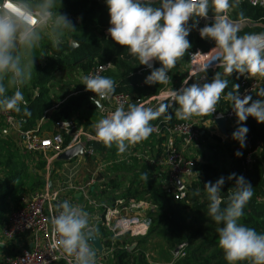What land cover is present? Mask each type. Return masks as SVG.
<instances>
[{
  "label": "clouds",
  "instance_id": "9594fccd",
  "mask_svg": "<svg viewBox=\"0 0 264 264\" xmlns=\"http://www.w3.org/2000/svg\"><path fill=\"white\" fill-rule=\"evenodd\" d=\"M104 2L110 17L108 36L137 58L139 65L151 69L145 84L168 82L169 70L192 47L187 37L197 27L195 18L207 20L210 8L216 15L199 28V35L214 42L215 55L207 59V54L202 53L206 62L200 70L205 72L213 62L223 68V74L216 72L210 82L169 91L167 101L155 109L137 104H129L127 109L117 106L93 125L97 141L105 146L115 144L118 152L124 153L130 145L147 139L153 132L150 122L165 114L173 102L177 105L175 116L180 120L212 114L228 88V80L223 77L233 72L264 82V33L239 35V27L223 15L235 6L236 0H158L159 6H153V0ZM56 4L57 0H0V112L19 113L24 105L27 113L22 89L30 80L35 50L45 38L58 47L65 31L74 28L71 21L58 12ZM190 18L193 19L191 25L188 24ZM153 60L159 61L161 66L153 68ZM81 84L86 91L95 94L90 99L97 107L116 89L112 78L99 74L84 76ZM184 84L187 85L188 80ZM233 88L235 91H229L227 97L241 126L232 132L231 138L242 149L249 131L242 122L253 117L257 123H264V86L257 89L256 100L251 94L241 97L238 85ZM234 155L241 157L243 153L237 151ZM226 179H234L235 184L225 200L221 193ZM204 190L208 200L206 215L220 225L218 246L227 264H264V232L240 222L253 196L251 184L243 175L231 173L227 178L221 176L214 183H205ZM56 207L59 211L51 218V248L71 257L72 264H95V253L89 247V214L68 200L59 202Z\"/></svg>",
  "mask_w": 264,
  "mask_h": 264
},
{
  "label": "trees",
  "instance_id": "16d2710c",
  "mask_svg": "<svg viewBox=\"0 0 264 264\" xmlns=\"http://www.w3.org/2000/svg\"><path fill=\"white\" fill-rule=\"evenodd\" d=\"M58 12L67 17L74 28L65 31L61 44L56 47L47 38H45L39 48L34 52L33 66L31 70V85L33 89H37V93H32L29 88L23 87L25 99L28 103L27 113L24 109L20 112L26 119V126L31 127L39 120L44 111L51 109L50 104H46L44 99L48 94L47 85L49 84L53 73L60 69H79L80 72L86 74L96 65L110 62L112 68L106 71L103 76L110 77L116 82L117 92H129L143 100L157 96L164 86L174 89L178 86L180 80L179 70H182L187 63L188 53L196 48L205 50L214 47V42H208L200 39L187 38L192 47L185 55L178 59L176 65L169 70V80L167 83L147 85L144 83L145 78L150 74V70H145V65H139V60L131 56L124 46L115 43L107 34L109 25V13L106 4L96 3L95 0H63L60 4H56ZM153 6H159L158 0H153ZM233 19H258L264 13L263 11L253 8L245 2H238L234 7H230ZM216 13L212 8L209 10V16H215ZM76 19L79 22H76ZM264 33L263 28L249 29L244 34ZM243 35V34H239ZM75 43L76 47L71 46ZM159 61H153V68L160 67ZM215 74L209 76V80ZM241 75L233 72L228 80V88L224 90L223 97L231 101L227 97L229 91H235L233 85H238ZM76 93V91L72 92ZM11 92H9V95ZM255 95V94H254ZM93 92L79 93L70 96L62 108L48 116V120L42 127V131L51 130V126L55 120H68L76 116V122L83 125L85 129L93 126L100 117L98 107L90 98L94 97ZM258 97L255 95V99ZM128 107V106H127ZM175 105L168 110L170 119L180 121L175 116ZM205 118L204 116H201ZM162 118V115L150 122L152 127ZM176 118V119H175ZM246 127L252 137V143L259 142L261 144L260 158L254 163L252 169L244 177L253 187V196L244 208V215L241 223L248 227L255 228L258 232H264V123H257L253 117L246 120ZM229 134L227 144L218 136L210 135L204 132L201 136V143L206 142L211 152V157L205 158L201 162L199 169L202 172L200 182H192L186 192L183 200L175 201L171 198L160 185L151 182H139L135 184L133 180L129 182L125 189H122L119 181L118 171L120 166L131 167L132 165L141 167L143 170L154 168L145 162H140L136 158H129V161H122L113 164L106 170L108 181L102 186L95 187L93 195L100 198L106 205L113 206L117 199L124 200H142L151 203L154 210L149 214L151 219V227L149 235L155 234L162 239L169 251H173L182 243H186V262L184 259H171L166 264H227L223 258V252L218 246V232L210 227L204 226L193 230L191 224H187L186 218L194 220L200 213H207L208 200L204 197V184L211 181L215 182L221 176L227 178L231 173L241 175L240 164L232 153L234 145L239 143L231 138ZM163 133L161 137L155 138L151 134L147 139L137 143L140 150H146L153 157H158L162 153L161 144L165 139ZM230 140V141H229ZM18 142L17 136H9L4 138L0 136V228L4 217L3 211L10 200L18 203L20 195L27 192L38 190L43 186V178L41 174L30 173L26 167L19 168L16 159L11 153L14 151L18 154L19 160L27 161L31 154L25 153L15 146ZM215 142V145L210 144ZM200 143V144H201ZM218 146V147H217ZM231 150L229 149L230 147ZM99 153L103 152L108 158H114L118 150L113 144L111 147L105 146L103 143L94 146ZM219 151V152H218ZM223 151V155L220 154ZM228 163H226V159ZM58 163L56 162V165ZM40 169H44V161L38 164ZM88 168L93 167V160H87ZM160 174V173H159ZM164 180V175L160 176ZM163 182V181H162ZM235 180L228 181L226 179L222 187L221 196L226 200L230 195ZM17 190V194L13 196V192ZM144 194V195H143ZM138 197V198H137ZM203 197L202 201L200 198ZM262 199L258 202V199ZM223 207V204H222ZM196 216V217H195ZM194 217V218H193ZM190 223H194L191 221ZM101 239L105 237L104 230L98 226L95 231ZM205 237L204 240H201ZM145 244V239L137 240L136 247L133 251L120 249V242L115 244L114 255L108 258L105 264H147L143 252L135 253L138 248ZM131 246V244H129ZM12 248L3 250L0 248V254L11 255ZM167 253V254H168ZM188 254V255H187ZM248 264V262H241Z\"/></svg>",
  "mask_w": 264,
  "mask_h": 264
},
{
  "label": "built area",
  "instance_id": "2783aa9c",
  "mask_svg": "<svg viewBox=\"0 0 264 264\" xmlns=\"http://www.w3.org/2000/svg\"><path fill=\"white\" fill-rule=\"evenodd\" d=\"M236 1L245 2L264 13V0ZM95 2L105 4L104 0H95ZM230 14V8L223 13L226 19L236 24L241 30L264 27V14L258 19L237 20ZM211 17L213 16H209L207 20L195 18L197 27L190 32L192 38L206 41L200 37L199 28L210 23ZM76 22L79 20L76 19ZM192 23L193 19L190 18L188 24ZM210 48L203 50L198 47L188 53L187 63L181 70L179 84L175 90L193 83L210 82L209 76L216 72L223 74V68L219 67L217 62H213L205 72L200 70L201 65L206 62L202 53L207 54V59L215 55L214 47ZM193 53L196 55H192ZM151 63L153 65V61ZM111 68L110 62L96 65L86 75L103 76ZM145 70L150 69L145 66ZM185 80H188L187 85L184 84ZM238 86L237 91L241 97L251 94L255 99L254 94L259 87L264 86V82L260 80L256 82L255 79H246L245 76H241ZM168 92L159 93L145 100L129 92L113 93L109 99L100 102L102 105L99 111L100 119L114 111L117 106L123 105L126 108L135 100L140 105L154 108L167 101ZM174 106L173 102L170 108ZM24 108L25 106L21 105V111ZM51 110L44 111L43 116L28 128L25 127L26 119L21 115V111L19 113L0 112V136L4 138L17 136L23 152L34 157L39 156L40 161L45 163L42 173L43 186L38 190L20 195L18 203L4 213L0 228V248L6 251L11 247L12 254H0L1 264H72L71 257L62 255L59 250L51 248L53 239L51 218L58 213L59 209L56 205L63 200H68L89 214L90 230L95 236L97 235L94 231L98 226L104 230L105 237L101 239L97 236L102 246L100 252L89 244L95 253V264H105L108 258H112L116 243L120 242V249L130 252L129 244L148 237L151 227L149 214L154 210V206L146 201L133 199H117L113 206H108L93 195L96 193L94 191L96 186L100 187L108 181V176L105 175L107 168L122 161H129V158H136L154 168H164L165 192L175 201L183 200L190 184L200 182L202 179V172L199 169L201 163L197 166L195 162L184 157L183 151L199 145L204 132L218 136L224 141L230 133L241 126L237 122L231 101L225 99L222 94L216 110L212 114L205 115V118L193 116L188 120L171 121L168 110L162 114V118L153 126L152 132L155 138L161 137L163 133L166 135L161 144L160 156L153 157L146 150H140L135 144L130 145L124 153L108 158L103 152L99 153L95 150L94 146L101 142L97 141L93 126L85 129L82 124L76 122L74 117L68 120H55L51 130L42 131ZM221 119H225V134H222L215 124ZM242 123L246 126V121ZM76 146L82 150L80 157L72 162L57 160L59 155ZM237 151L243 153L241 157L234 156L239 161L241 175L245 176L260 158L261 144L259 142L253 144L248 132L244 148L241 149L239 145L233 146L232 153ZM87 160H93V167L90 169L86 165ZM75 162H78V165L74 168V174L65 178L59 165L70 166ZM81 163H83L82 166ZM261 201L262 199L259 198L258 202ZM186 247V243L177 246L172 251L171 259L178 260L185 257Z\"/></svg>",
  "mask_w": 264,
  "mask_h": 264
},
{
  "label": "rangeland",
  "instance_id": "374dc122",
  "mask_svg": "<svg viewBox=\"0 0 264 264\" xmlns=\"http://www.w3.org/2000/svg\"><path fill=\"white\" fill-rule=\"evenodd\" d=\"M61 2H63V0H58V4H60ZM245 28H248V27H245ZM254 29H257V28H253V30ZM246 30H249V29L241 30V31H239L238 34H244V31H246ZM189 37L191 38L190 34L187 38H189ZM208 41L209 40L206 39V42H208ZM201 49H203V48H201ZM209 49H211V48H209ZM203 50H205V49H203ZM179 73H181V70H179ZM83 77H84V75L80 72L79 69H73V70L60 69V70H57L53 73L51 80H50L49 84L47 85L48 94H47L46 98L44 99V102L46 104H50V107L52 109L50 114H53L55 111L60 110L70 96H72V95L76 96L82 92L83 93L90 92V91H86L85 86L83 84H81ZM30 79H31V77H30ZM25 87L29 88V90L35 94L38 91L37 89L32 88L30 80L27 82ZM170 88L171 87L164 86L160 90V93L170 91L171 90ZM74 91H76V93H72ZM131 104L140 105L137 102V100L133 101ZM156 107H157V105L154 106V109ZM125 109H127V107ZM73 117L76 118V116H73ZM99 119H100V117L97 118V120H99ZM224 141H225V144H227V139ZM210 144L215 145V142H211ZM206 145H207L206 142H202L201 144H199L195 147L185 149L183 151L184 157L187 158L188 160H191L192 162H195L196 165L199 166V164L204 160V157L205 158L211 157V152ZM15 146L19 150L21 149L20 152L22 151V148L18 142H16ZM231 148L232 147H230L229 149L231 150ZM118 154H120V153L118 152L115 155H118ZM220 154L223 155V151H220ZM11 155L15 157L17 166L19 168H21V166L26 167L28 172L42 175L43 169L41 170L40 165H38L40 163V157L39 156L28 157L27 161L23 162V164H22V162L19 160L20 156L18 154H16V152L13 151L11 153ZM225 159L227 161L226 163H228L227 157H225ZM77 165H78V162H75L74 164H72L70 166H64V165H59V166H61V168H62V175L65 178H69L72 174H74V168ZM82 165H83V163H81V166ZM21 169H23V168H21ZM162 171H163V173H162ZM106 173L107 172H105V175H106ZM159 173L160 174L162 173L164 175L165 169L164 168L161 169L158 167V168H151L149 170H143L141 167H137V166L132 165L131 167H126V168L120 166V169L118 171V176H119V181L121 183L122 189H125L131 180H133L135 182V184H138L139 182H151L152 184L160 185L163 188L164 187L163 182H162L163 180L161 177H159L160 176ZM17 192L18 191L15 190L13 192V196L16 195ZM201 193H204V197L207 198L205 191H203ZM202 199H203V197L200 198V201H202ZM15 202H14V200H10V203L7 204L3 213H5L7 210H9V208L11 206L13 207L14 205H16ZM186 221H187V224H191V227L193 230L207 226V227H210L217 232V228L220 227V225H217L215 222H213L210 217H207L206 213H200V215L198 217L194 218V220L186 218ZM191 221H194V223H190ZM204 239H205V237H202L201 240H204ZM140 252L144 253L145 260H146L147 264H166L167 262H169V260H171V256H172V251L170 250L168 253V248L166 247L164 241L162 239H160L159 236H156L155 234L148 236L145 239V244L143 246L139 247L138 251L135 253H140ZM188 257H189V255L186 257V254H185V257H183L185 262H186ZM0 264H1V261H0ZM190 264H192V263H190Z\"/></svg>",
  "mask_w": 264,
  "mask_h": 264
},
{
  "label": "water",
  "instance_id": "95a60500",
  "mask_svg": "<svg viewBox=\"0 0 264 264\" xmlns=\"http://www.w3.org/2000/svg\"><path fill=\"white\" fill-rule=\"evenodd\" d=\"M71 46L76 47L75 43H71ZM102 108V105L100 104V106L98 107V110L100 111ZM216 126L218 127V129L220 130V132L222 134H225V119H221L215 122ZM82 155V150L79 146H76L72 149H69L67 151H65L64 153H62L61 155H59V157L57 158L58 161H65V162H72L75 158L80 157ZM179 186V184H178ZM89 244L92 245L93 248H95L97 251H101L102 250V246L100 243V240L97 236H95L93 234V232H91V239L89 240ZM136 247V243H132L131 247H130V251H133V249Z\"/></svg>",
  "mask_w": 264,
  "mask_h": 264
},
{
  "label": "crops",
  "instance_id": "0c3cea01",
  "mask_svg": "<svg viewBox=\"0 0 264 264\" xmlns=\"http://www.w3.org/2000/svg\"><path fill=\"white\" fill-rule=\"evenodd\" d=\"M153 61H154V60H153ZM35 123H36V122H35ZM35 123H34V124H35ZM57 165H58V164H57Z\"/></svg>",
  "mask_w": 264,
  "mask_h": 264
}]
</instances>
